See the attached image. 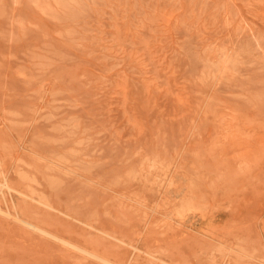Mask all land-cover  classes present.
Here are the masks:
<instances>
[{
    "label": "rangeland",
    "instance_id": "1",
    "mask_svg": "<svg viewBox=\"0 0 264 264\" xmlns=\"http://www.w3.org/2000/svg\"><path fill=\"white\" fill-rule=\"evenodd\" d=\"M0 159V264H264V0H0Z\"/></svg>",
    "mask_w": 264,
    "mask_h": 264
},
{
    "label": "bare ground",
    "instance_id": "2",
    "mask_svg": "<svg viewBox=\"0 0 264 264\" xmlns=\"http://www.w3.org/2000/svg\"><path fill=\"white\" fill-rule=\"evenodd\" d=\"M243 7V6H242ZM244 8V7H243ZM1 160V159H0ZM1 161H3V160H1ZM8 181V180H7ZM17 189V188H16ZM27 194V193H26ZM15 205V204H14ZM48 206V205H47ZM16 208V207H15ZM54 208V207H53ZM8 209V208H7ZM75 210H76V208H75ZM63 211V210H62ZM0 212H4V213H7V214H11L9 211H7V210H4L3 208H1V205H0ZM14 213V212H13ZM16 214H17V212H16ZM12 215V214H11ZM16 217V216H15ZM13 218V217H12ZM17 218L21 221V222H23L24 224H26L27 226H29V227H31V228H37V229H42V228H40V226L39 225H37L36 223H34L33 221H31V220H29V219H26V218H22V217H20V215L19 216H17ZM84 223V222H83ZM47 229V228H46ZM99 229V228H98ZM66 238V237H65ZM71 243V242H70ZM75 243V242H74ZM101 250V249H100ZM92 253V252H91ZM146 257V256H145ZM259 262H261V261H259ZM112 264H114V263H112Z\"/></svg>",
    "mask_w": 264,
    "mask_h": 264
}]
</instances>
